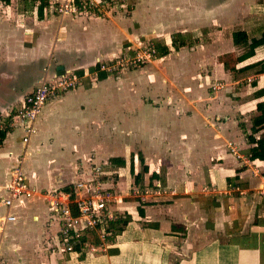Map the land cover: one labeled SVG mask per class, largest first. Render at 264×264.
Listing matches in <instances>:
<instances>
[{
    "label": "crops",
    "instance_id": "1",
    "mask_svg": "<svg viewBox=\"0 0 264 264\" xmlns=\"http://www.w3.org/2000/svg\"><path fill=\"white\" fill-rule=\"evenodd\" d=\"M134 1L127 17L96 10L57 17L38 11L42 0L0 3V128L7 130L0 222L15 218L0 223V264H264V161L248 160L254 144L245 140L264 100L253 97L264 86V70H242L264 60V44L236 62L244 49L231 41L237 31L264 36V0H173L158 19L161 6ZM174 38L182 42L177 49ZM144 41L163 52L120 74L94 75L98 62ZM65 73L77 78L76 89L47 101L22 143L16 113L23 97ZM258 128L254 141L264 137V124ZM18 158L34 195L5 208L4 188ZM112 158H122L123 167ZM130 158L144 187L149 173L159 177L151 183L159 182L160 191L143 196L154 204L143 207L142 217L136 202L124 200ZM95 169L116 180L104 181ZM96 179L117 189L116 209L130 222L95 248L51 253L58 222L45 195Z\"/></svg>",
    "mask_w": 264,
    "mask_h": 264
},
{
    "label": "built area",
    "instance_id": "2",
    "mask_svg": "<svg viewBox=\"0 0 264 264\" xmlns=\"http://www.w3.org/2000/svg\"><path fill=\"white\" fill-rule=\"evenodd\" d=\"M114 0H47L43 11L50 15L63 17L66 15H88L96 10L100 3L107 4ZM125 0H118L124 6ZM157 56L156 48L150 43L141 42L129 48L123 54L106 62H98L95 65L94 75L104 73L114 75L144 65ZM78 85L76 77L69 74H59L46 80H42L37 86L22 99L21 106L16 113L17 121L23 130L22 143H26L29 136L34 133V123L41 113L44 104L55 99L60 93L73 91ZM20 158L16 159L11 170L8 184L5 185L6 197L1 200L5 208L11 205L13 199L18 197L30 198L34 195V189L30 187L21 171ZM94 173L100 175V170ZM106 184V183H105ZM99 179L80 181L67 189H58L45 195L46 204L57 223L56 241L51 253L76 254L93 246L95 240L103 243L107 236L105 223L114 218L116 203L121 201L119 192L112 194L107 186ZM155 193L160 191L158 183H154ZM145 191L130 187L129 192L133 197L144 202ZM153 191V190H152ZM14 217L6 215L1 219L2 224L13 222ZM80 242L79 252H75L73 246ZM94 244V245H93ZM55 251V252H54Z\"/></svg>",
    "mask_w": 264,
    "mask_h": 264
},
{
    "label": "trees",
    "instance_id": "3",
    "mask_svg": "<svg viewBox=\"0 0 264 264\" xmlns=\"http://www.w3.org/2000/svg\"><path fill=\"white\" fill-rule=\"evenodd\" d=\"M9 0H0V3L3 4H7ZM45 1V0H44ZM46 2H43L42 5H40V7L38 8V11H41V8L43 7V5H45ZM95 10H92V12ZM178 38H174L172 39L171 42V46L173 49H177L179 46H181L182 42H177ZM231 41L233 43L234 46H241L244 51L241 55H239L235 61L236 62H241L244 61L245 59L251 57L253 55V51L256 47L263 45L264 44V36H260L257 38H248L247 35L243 32V31H237V32H233L231 34ZM156 48V52L158 53H162L163 52V48L162 47H155ZM253 67H259V72H261L262 70H264V60L256 62L255 64H251L249 66L243 67L242 70L245 69H251ZM224 68L226 70H228V66L224 64ZM134 69V68H133ZM132 70V69H129ZM128 71V70H127ZM102 74V73H99ZM254 99H258L261 97H264V86L262 88H260L259 90H257L256 92H254L253 94ZM255 110L257 115L253 116L250 120V134L246 135L245 134V140L247 143H251L254 144L253 147L248 149V160L253 161V160H260V161H264V137H260L257 140H253L251 135L256 133L257 130L259 129L258 127L260 125L264 124V100L261 102L256 103L255 105ZM6 128H0V144L2 142V140L4 139L5 133H6ZM137 159L138 161L140 160L141 162V156L138 154L137 155ZM109 163L112 165H117L118 167H123L124 162L122 158H112L109 160ZM132 164H133V160L132 158H130L129 160V165H128V173L130 175V179H131V189L132 188H136L139 189L141 191H145V190H149L152 191L154 190V187L152 186V181L153 180H158L159 177L157 176V174H155L154 172L149 173V178H148V184L146 187L143 186V182L142 181V175L141 173L137 172L134 173L133 169H132ZM116 166V167H117ZM142 173L144 171H146V168H141L140 170ZM160 186V183L157 182ZM137 205L135 207L136 210V214L139 217L143 216V207L145 206H150L153 205L154 203H148V202H139V200H136ZM130 222V218L124 214V213H115V216L112 220L107 221L105 223V232L107 233V236L104 238V243L109 242L113 239V237L120 235L123 230L124 227L127 225V223ZM170 229L172 231L176 230V228H174L173 226L170 227ZM102 243L99 242L98 240H95V246H100ZM79 245L80 242L75 243V245L73 246V249L75 252H79ZM66 256H68V254H65Z\"/></svg>",
    "mask_w": 264,
    "mask_h": 264
},
{
    "label": "rangeland",
    "instance_id": "4",
    "mask_svg": "<svg viewBox=\"0 0 264 264\" xmlns=\"http://www.w3.org/2000/svg\"><path fill=\"white\" fill-rule=\"evenodd\" d=\"M37 1H41V0H37ZM43 2H46L47 3V0H42ZM173 0H149L148 2H150L151 4H152V6H157V9H160V6H161V10H163V11H160V10H158V11H156V13L154 14V15H156V19H158V18H161V16L164 18V13L166 12V9H167V7L165 6L167 3L169 4V2H172ZM109 3H107V4H103V3H100L98 6V8L96 9V12L95 13H103V14H105V13H110L111 15L113 14V12H114V14L115 13H118L121 17H127L129 14H130V12L132 11V9H133V7H134V4H135V1L134 0H125L123 3H124V6H122V7H118L117 6V4H121L120 2H118V0H114V1H112V2H115L116 3V5L115 4H113V3H111L110 1H108ZM175 3H180V0H176V2ZM167 4V5H168ZM44 6V5H43ZM45 7V6H44ZM43 7V8H44ZM46 14H48V12L46 11ZM145 42V41H144ZM143 42V43H144ZM141 43V42H140ZM233 59V57H232V55H229V56H226L224 59H223V61H224V63H227L228 65L230 64V63H232V60ZM124 72V71H123ZM120 74V73H119ZM92 173H94V171L92 172ZM98 176H100L102 179H104V181L105 180H109V178H110V181L111 182H114L115 180H116V178H115V175H105V174H100V175H98ZM107 178V179H106ZM131 187V186H130ZM106 188H108L107 190L108 191H110L112 194H115V192L117 191V189L114 187V188H112V187H110V186H108V187H106ZM118 192V191H117ZM127 196L128 197H126L124 200L125 201H129V202H136V200H138V199H136L135 197H133L132 196V194L129 192L128 194H127ZM137 203V202H136ZM118 213H120L121 214V211H119ZM125 214V213H124Z\"/></svg>",
    "mask_w": 264,
    "mask_h": 264
}]
</instances>
